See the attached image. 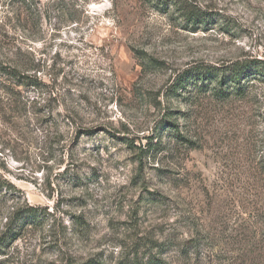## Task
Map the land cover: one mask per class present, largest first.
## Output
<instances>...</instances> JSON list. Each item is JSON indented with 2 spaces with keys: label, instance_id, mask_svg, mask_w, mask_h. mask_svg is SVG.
Instances as JSON below:
<instances>
[{
  "label": "rangeland",
  "instance_id": "1",
  "mask_svg": "<svg viewBox=\"0 0 264 264\" xmlns=\"http://www.w3.org/2000/svg\"><path fill=\"white\" fill-rule=\"evenodd\" d=\"M247 61L264 0H0V264H264V78L175 86Z\"/></svg>",
  "mask_w": 264,
  "mask_h": 264
},
{
  "label": "trees",
  "instance_id": "2",
  "mask_svg": "<svg viewBox=\"0 0 264 264\" xmlns=\"http://www.w3.org/2000/svg\"><path fill=\"white\" fill-rule=\"evenodd\" d=\"M206 13L191 12L185 16L186 21L196 25H207L209 19ZM211 19H213L211 17ZM255 62L247 61L244 63L233 64L232 66L223 68H214L212 66H197L189 70L184 71L178 76L175 86L176 91L188 90V87L196 86L199 83L202 84L199 89L201 92L206 93L210 88L208 81H213L216 86L213 88L214 96L220 100L227 99L233 92L241 96L244 94V82L251 79V77L261 76L264 78V61H258L259 65H254ZM255 66V67H253ZM0 71L11 82L24 84L28 77L20 75L16 69L10 67L0 66ZM217 78H221L220 81ZM228 87V91H227ZM234 88V90H231ZM230 89V90H229ZM233 91V92H231ZM43 209L37 206L27 205L26 207L17 208L13 212L12 218L9 220L7 226V232L0 238V255L7 249L11 241H17L25 232V230L39 222L44 217ZM168 247L166 244H157V249H160V253L166 250ZM150 264H167V262L161 257H152L149 260ZM84 264H102L95 260H89ZM134 264H142L136 262ZM147 264V263H144Z\"/></svg>",
  "mask_w": 264,
  "mask_h": 264
}]
</instances>
